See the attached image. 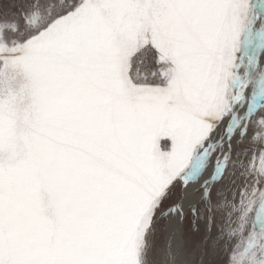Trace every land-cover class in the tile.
Instances as JSON below:
<instances>
[{
  "label": "snow or ice",
  "instance_id": "snow-or-ice-1",
  "mask_svg": "<svg viewBox=\"0 0 264 264\" xmlns=\"http://www.w3.org/2000/svg\"><path fill=\"white\" fill-rule=\"evenodd\" d=\"M0 13V264H264V0Z\"/></svg>",
  "mask_w": 264,
  "mask_h": 264
},
{
  "label": "rangeland",
  "instance_id": "rangeland-1",
  "mask_svg": "<svg viewBox=\"0 0 264 264\" xmlns=\"http://www.w3.org/2000/svg\"><path fill=\"white\" fill-rule=\"evenodd\" d=\"M3 18H4L3 14L0 13V20H2ZM260 61H261V63L264 64V54H261ZM213 231H215V228H213ZM159 238L160 237L157 238L158 239V243L157 244L162 243V237L160 239ZM205 264H209V258H207V257L205 258ZM211 264H221V262L220 261H212Z\"/></svg>",
  "mask_w": 264,
  "mask_h": 264
},
{
  "label": "bare ground",
  "instance_id": "bare-ground-1",
  "mask_svg": "<svg viewBox=\"0 0 264 264\" xmlns=\"http://www.w3.org/2000/svg\"><path fill=\"white\" fill-rule=\"evenodd\" d=\"M260 26V22H257V25H256V27L258 28ZM263 64V63H262ZM161 238V237H160ZM159 238V239H160ZM161 241V240H160ZM156 243H158V239H157V241H156Z\"/></svg>",
  "mask_w": 264,
  "mask_h": 264
}]
</instances>
